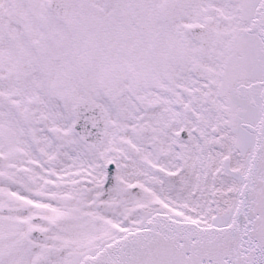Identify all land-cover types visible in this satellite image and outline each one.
<instances>
[{
  "label": "snow or ice",
  "instance_id": "1",
  "mask_svg": "<svg viewBox=\"0 0 264 264\" xmlns=\"http://www.w3.org/2000/svg\"><path fill=\"white\" fill-rule=\"evenodd\" d=\"M0 264H264V0H0Z\"/></svg>",
  "mask_w": 264,
  "mask_h": 264
}]
</instances>
